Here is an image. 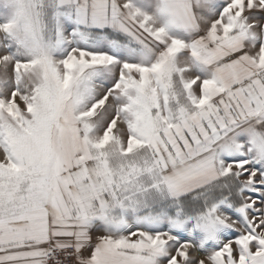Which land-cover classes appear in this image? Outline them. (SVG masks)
I'll return each instance as SVG.
<instances>
[{"label": "snow or ice", "instance_id": "1", "mask_svg": "<svg viewBox=\"0 0 264 264\" xmlns=\"http://www.w3.org/2000/svg\"><path fill=\"white\" fill-rule=\"evenodd\" d=\"M0 264H264V0H0Z\"/></svg>", "mask_w": 264, "mask_h": 264}]
</instances>
